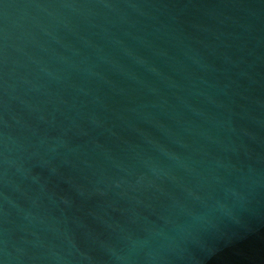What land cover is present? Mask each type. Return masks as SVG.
<instances>
[{"label":"water","instance_id":"1","mask_svg":"<svg viewBox=\"0 0 264 264\" xmlns=\"http://www.w3.org/2000/svg\"><path fill=\"white\" fill-rule=\"evenodd\" d=\"M0 264H264V0H0Z\"/></svg>","mask_w":264,"mask_h":264}]
</instances>
